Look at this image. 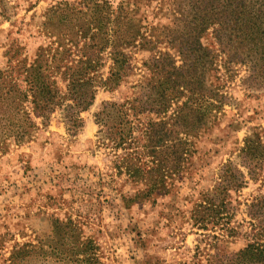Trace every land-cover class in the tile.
<instances>
[{
    "label": "trees",
    "instance_id": "obj_1",
    "mask_svg": "<svg viewBox=\"0 0 264 264\" xmlns=\"http://www.w3.org/2000/svg\"><path fill=\"white\" fill-rule=\"evenodd\" d=\"M149 1L120 0L115 7L111 0H59L44 14L38 34L47 42L33 59L25 46L12 40L0 69V156L12 146L31 142L40 126H50L57 111L69 136L76 137L84 127L81 114L95 103L100 90L114 92L141 73L140 94L134 100L102 103L95 115L99 139L113 143L116 151L132 150L134 124L129 113L161 116L172 110L167 120L146 124L140 156L121 158L126 180L141 188L135 197L169 192V180L180 173L188 156L184 136L197 137L208 130L211 117L224 105L223 96L207 85L217 58L204 42L207 34L211 32L220 52L249 64L251 78H262L264 4L172 0L165 11L164 0H157L169 24L147 30L140 12ZM139 53L145 55L141 66H132ZM157 148L160 166L168 169L163 174H157ZM240 152L239 163L224 164L213 189L201 194L193 208L194 226L204 231L221 226L223 237L247 238L245 247L231 255V264H264V194L246 204L249 232L230 226L239 206L233 195L245 188L247 178L255 180L264 166V142L257 134L248 136ZM142 165L149 170H132ZM121 200L125 204L127 199ZM60 223L55 221L58 227ZM63 225L76 226L71 218Z\"/></svg>",
    "mask_w": 264,
    "mask_h": 264
},
{
    "label": "rangeland",
    "instance_id": "obj_2",
    "mask_svg": "<svg viewBox=\"0 0 264 264\" xmlns=\"http://www.w3.org/2000/svg\"><path fill=\"white\" fill-rule=\"evenodd\" d=\"M57 1L0 0V69L5 66L4 52L15 39L25 46L28 58H34L47 42L38 34L44 14ZM171 1L164 0L165 11ZM111 2L116 7L120 0ZM146 5L140 14L147 30L169 24L157 0ZM204 42L217 56L207 85L223 96L224 105L211 117L208 130L197 137L184 136L188 156L180 173L169 180V192L135 197L141 188L126 180L122 160L129 154L140 156L146 124L167 120L172 110L161 116L130 112L132 150L116 151L113 143L99 139L95 115L102 103L134 100L140 94L139 73L114 92L99 91L95 103L81 114L84 127L76 137L69 136L57 111L50 126H40L31 142L12 146L0 156V264L232 263L228 260L245 247L247 238L223 237L221 226L199 229L193 208L201 194L213 189L224 164L239 163L248 136L257 134L264 142V75L251 78L250 65L220 52L211 32ZM143 57L137 54L132 66L140 67ZM167 146L169 163L172 142ZM159 152L157 148V174H163L168 169L160 166ZM132 170L149 169L142 165ZM262 194L264 166L255 180L247 178L245 188L233 195L239 206L235 204L231 227L249 232L246 204ZM68 218L74 229H65ZM56 220L62 222L60 227Z\"/></svg>",
    "mask_w": 264,
    "mask_h": 264
}]
</instances>
